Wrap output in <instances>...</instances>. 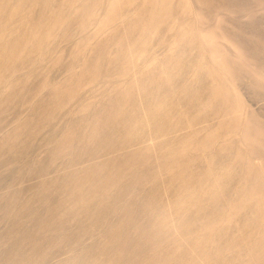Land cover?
Masks as SVG:
<instances>
[{
    "label": "rangeland",
    "instance_id": "obj_1",
    "mask_svg": "<svg viewBox=\"0 0 264 264\" xmlns=\"http://www.w3.org/2000/svg\"><path fill=\"white\" fill-rule=\"evenodd\" d=\"M97 1L0 0V55L6 59L18 57L16 68L5 72L0 82V264H110L123 251L126 256H121L119 264H264V259H251L254 245L264 233V216L263 212L257 215L256 200L236 212L231 209L246 198L242 184L250 166L255 165L264 179V0H184L183 5L181 0H172L176 15L162 23L160 31L144 30L143 23H139L138 30L135 22L152 9L146 0L147 6L141 0H118L115 16L107 10L111 0ZM174 5L182 13L177 14ZM142 6L148 7L149 13L143 9L140 15ZM133 29L144 38H138ZM142 31L155 35L149 39ZM128 32L137 38L132 36L131 42ZM142 38H146L145 46L151 47L145 49V55L140 48ZM204 58L206 63L201 65ZM237 58L234 63L232 60ZM124 60L129 71L126 66L122 69ZM223 61L230 66L224 67ZM231 63L238 67L235 73L229 70ZM207 71L216 78L225 72L224 80H228H223L224 87L229 86L224 90L235 96L239 93L242 103L235 111L236 117L231 113L226 118L225 111L221 112L226 105H217ZM75 85L77 94L52 117L38 123L55 91L67 92ZM146 104H150L148 110ZM234 117L238 120L235 125L231 120ZM221 125L225 127L223 132ZM214 129H219L220 136L208 137L206 142ZM88 133L96 142L89 153L84 151ZM61 144L66 152L53 158ZM181 145H186L184 151L161 156ZM215 155L216 163L212 165L210 159ZM144 158L149 162V178L131 186L129 179L123 181L122 188H115L103 198L100 210L85 188L77 189L71 197L66 192L64 183L70 177L78 180L95 169L103 175L118 171L124 162ZM185 170L191 175L190 181L183 184ZM208 190L211 192L204 194ZM81 196L90 200L79 203ZM179 199L183 200L177 204ZM67 211L72 216L57 229L43 225L51 216L56 219ZM89 213L94 217L90 218ZM210 232L215 236H209V243L206 235ZM147 237L155 239V245L144 248L141 241ZM127 239L121 247L119 241ZM209 244L213 251L219 249L220 255L207 262L201 251ZM134 257L137 263H132Z\"/></svg>",
    "mask_w": 264,
    "mask_h": 264
},
{
    "label": "bare ground",
    "instance_id": "obj_2",
    "mask_svg": "<svg viewBox=\"0 0 264 264\" xmlns=\"http://www.w3.org/2000/svg\"><path fill=\"white\" fill-rule=\"evenodd\" d=\"M70 1V0H69ZM92 2H93V0H91ZM99 1V0H98ZM97 1V2H98ZM110 1V0H109ZM113 3L111 4L110 2H109V4L111 5H109V8L107 9V10H109V9H111V16L112 15H114L115 14V11H117V10H115V8L117 7L118 8V4L117 3H119V2H117L118 0H111ZM123 1V0H122ZM122 1H120V4H121V2ZM126 1H128V2H132L133 1V3H137V1L136 0H126ZM126 1L124 2V3H126ZM141 1H144L143 3L144 4H146V6H147V4L149 3V5L151 4V8L152 9H150L149 8V11H150V14L149 15H142V17L141 18H139L138 20H137V22H135V23H138V26L137 25H135L134 24V26H137L138 27V30H140V27H141V25L139 24V23H143V25H144V30L147 28L148 30H152V31H154V30H159L160 31V29L162 28V26H163V24L162 23H164V22H166L167 23V19H169L170 17L172 18L174 15H176V13L175 14H173L174 13V11H173V5L172 4H174V3H172V0H146L148 3H145V0H141ZM174 1V0H173ZM177 1V0H176ZM175 1V2H176ZM180 1V0H179ZM182 2H179V3H182V5H183V1L184 0H181ZM68 2V1H67ZM72 2V1H71ZM139 2V1H138ZM197 2H198V0H197ZM94 3H96L95 2V0H94ZM187 3V2H186ZM185 3V4H186ZM189 3H190V1H189ZM188 3V4H189ZM41 4V3H40ZM48 4V3H47ZM68 4V3H67ZM130 4V3H129ZM128 4V5H129ZM142 4V3H141ZM117 5V6H116ZM149 5H148V7H149ZM176 5V4H175ZM174 5V9H176V6ZM190 5V4H189ZM189 5H187L188 7H189ZM69 6H70V4H69ZM121 6V5H120ZM145 6V7H146ZM177 6H179V4H177ZM111 7V8H110ZM142 7H144V6H142ZM141 7V8H142ZM142 8V9H140L139 10V13H140V11L141 10H145V13H146V11H147V13H149L148 12V10H146V9H148V7H146V8ZM184 7V6H183ZM186 8V7H185ZM185 8H183V9H185ZM190 8H191V5H190ZM190 8H189V10H190ZM179 9V8H178ZM187 10H188V8H186ZM17 10V9H16ZM119 10V9H118ZM143 10V11H144ZM177 10V9H176ZM182 10V9H181ZM202 10V9H201ZM114 11V13H112ZM142 11V12H143ZM183 11V10H182ZM182 11L180 12L179 10H177L176 12H177V14H178V12H180V13H182ZM186 11V10H185ZM185 11L183 12V15H184V13H185ZM110 13H108L107 12V16H109L110 17ZM117 13V12H116ZM179 13V14H180ZM188 13H190V12H188ZM58 14V13H57ZM109 14V15H108ZM141 14H143V13H140V15ZM186 14V13H185ZM0 15H2V14H0ZM9 15V14H8ZM60 15V14H59ZM139 15V14H138ZM137 15V16H138ZM181 15V14H180ZM115 16V15H114ZM145 16H147V18L145 17ZM149 16V17H148ZM201 16V15H200ZM43 17V16H42ZM61 17V16H60ZM108 17V18H109ZM175 17V16H174ZM176 17H178V16H176ZM8 18V17H7ZM170 18V19H171ZM199 18V17H198ZM61 19H62V17H61ZM135 19V18H134ZM169 19V21H171ZM178 19V18H177ZM196 19H197V17H196ZM200 19V18H199ZM198 19V20H199ZM64 20V19H63ZM105 20V19H104ZM107 20H109V19H107ZM135 20V21H136ZM174 20V19H173ZM179 20V19H178ZM217 20V19H216ZM60 20H56V22L58 23ZM134 21V20H133ZM194 21V20H193ZM197 21V20H196ZM52 22V21H51ZM53 22H55L54 20H53ZM61 22V21H60ZM201 22H202V20H201ZM200 22V23H201ZM104 23H106V22H104ZM107 23H108V21H107ZM65 24V23H64ZM160 24H161V26H160ZM191 24H193V23H191ZM58 25V24H57ZM107 25V24H106ZM129 25H133V23L131 24V22L129 23ZM142 25V26H143ZM190 24L188 23V26H189ZM194 25V24H193ZM192 25V26H193ZM49 26H50V24H49ZM54 26H56V24L54 25ZM160 26V27H159ZM164 26H166V25H164ZM188 26H187V28H188ZM191 26V25H190ZM191 26V27H192ZM199 26V25H198ZM218 26V25H217ZM7 27V26H6ZM136 27V28H137ZM182 27V26H181ZM185 26H183L182 28H184ZM191 27H189V28H191ZM38 28V27H37ZM47 28H48V26H47ZM50 29L52 28V27H49ZM54 28V27H53ZM128 28H129V26H128ZM135 28V29H136ZM141 28V29H142ZM158 28H160V29H158ZM186 28V29H187ZM218 28V27H217ZM132 29V28H131ZM146 29V30H147ZM185 29V28H184ZM184 29H181V30H184ZM185 29V30H186ZM4 30V29H3ZM46 30H49V29H46ZM134 30V29H133ZM179 30H180V28H179ZM181 30H180V32H181ZM184 30V31H185ZM45 31V30H44ZM127 31H128V29H127ZM135 31H136V33H137V30H134V32L133 31H131V32H133V33H135ZM141 31V30H140ZM191 31H193V30H191ZM190 31V34H192V32ZM194 31H195V29H194ZM49 32V31H48ZM131 32H128L129 34L131 33ZM143 32V31H142ZM142 32H140V33H142ZM146 32V31H145ZM145 32H143V33H145ZM151 32V31H150ZM150 32H146L147 34L148 33H150ZM183 32V31H182ZM207 32V31H206ZM50 33H52V30H51V32ZM152 33V32H151ZM150 33V34H151ZM195 33V36H196V32H194ZM127 34V33H126ZM138 34H139V31H138V33H137V37L138 38H141V37H143V34L139 37L138 36ZM180 34V33H179ZM184 34H186V31H185V33ZM189 34V35H190ZM219 34H220V32H219ZM52 34H48V36L47 37H49V36H51ZM140 35V34H139ZM145 36H146V34H144ZM155 34L153 33L152 35H150V36H154ZM183 35V34H182ZM182 35H180V36H182ZM187 36H188V33L186 34ZM197 35H199V34H197ZM207 35V34H206ZM37 36V35H36ZM132 36H135V34H130V40H131V42L132 41H134V40H132V39H134V38H137L136 36L134 37V38H131ZM150 36H149V34H148V38L149 39H151L150 38ZM179 36V35H178ZM186 36V37H187ZM192 38H193V36L192 35H190ZM194 36V37H195ZM208 37H210V36H212L211 34H209V35H207ZM206 36V37H207ZM217 36V35H216ZM224 36V35H223ZM47 37H45V38H47ZM124 37H126V35H124ZM147 37V36H146ZM183 37V36H182ZM181 37V38H182ZM189 37V36H188ZM197 37V36H196ZM202 37H204V36H202ZM207 37V38H208ZM228 37V36H227ZM51 38V37H50ZM122 39L121 40H124L123 39V37H121ZM144 38V37H143ZM142 38V40H143V42H144V40L146 39H143ZM147 38V39H148ZM180 38V37H179ZM205 38V37H204ZM222 38V37H221ZM48 39V38H47ZM126 39H128V37L126 38ZM125 39V40H126ZM187 39H189V38H187ZM191 39V38H190ZM120 40V42H121V44H122V42L123 41H121ZM141 39H137V42L138 41H140ZM181 41H182V39H180ZM179 40V41H180ZM196 40V39H195ZM202 40H204V39H202ZM210 40V39H209ZM149 41H152V40H149ZM178 41V42H179ZM187 41V40H186ZM119 42V41H118ZM142 42V41H141ZM191 42H192V40H191ZM223 42V41H222ZM232 42V41H231ZM147 43V42H146ZM184 43V42H183ZM233 43V42H232ZM37 44H38V42H37ZM36 44V45H37ZM116 44H117V40H116ZM133 44V43H132ZM150 44V43H149ZM179 44H180V42H179ZM192 44H194V43H192ZM196 44V43H195ZM143 45V46H142ZM230 45V44H229ZM41 46V45H40ZM187 46V45H186ZM142 47V49H141V51H143V55H145L144 54V51H145V49H148L149 50V48H151V47H147V45L145 46V42H144V44H141V46H140V48ZM231 47V46H230ZM235 47V46H234ZM135 48V47H134ZM178 48V47H177ZM210 48V47H209ZM232 48V47H231ZM6 49V48H5ZM34 49V48H33ZM132 49H133V47H132ZM184 49H186V47L184 48ZM137 50H139V48L137 49ZM137 50H135V51H137ZM205 50V49H204ZM208 50V49H207ZM239 50V49H238ZM240 50H241V48H240ZM132 51V50H131ZM140 51V50H139ZM140 51V52H141ZM185 51V50H184ZM129 52V51H128ZM133 52H134V50H133ZM138 52V51H137ZM182 52V51H181ZM227 52V51H226ZM229 52V51H228ZM195 53V52H194ZM213 53V52H212ZM134 54V53H133ZM138 54V53H137ZM179 54V53H178ZM184 54V53H183ZM182 54V55H183ZM185 54H186V52H185ZM214 54V53H213ZM223 54V53H222ZM139 55V54H138ZM137 55V56H138ZM142 55V52H141V54H140V56ZM142 55V56H143ZM201 55V54H200ZM232 55V54H231ZM231 55H230V57H231ZM246 55V54H245ZM175 56V55H174ZM203 56V55H202ZM201 56V57H202ZM206 56V55H205ZM212 56V55H211ZM226 56V55H225ZM180 57H182V56H180ZM214 57V56H213ZM212 57V58H213ZM226 57H228V56H226ZM233 58H234V56H232ZM231 57V58H232ZM242 57V56H241ZM6 58H7V56H6ZM5 57H4V54L3 55H0V82L2 81V79H3V76H4V74H5V72L7 73V71H10V70H12L13 68H16L15 66H16V63L18 62V57H14L13 59H6ZM28 58V57H27ZM229 58V57H228ZM177 59H179V58H177ZM181 59V58H180ZM202 59V58H201ZM208 59V58H207ZM169 60V59H168ZM168 60H166V61H168ZM174 60V59H173ZM176 60V59H175ZM174 60V61H175ZM204 60V62L201 64V65H204L206 62H205V58L203 59ZM226 60V59H225ZM224 60V61H225ZM232 60V59H231ZM234 60H238V58L237 59H233L232 61H234ZM126 60H124L123 61V63L125 62ZM165 61V62H166ZM170 61H171V59H170ZM169 61V62H170ZM214 61V60H213ZM212 61V62H213ZM223 61V63L226 65H224V67H229L230 66V63H228L229 64V66H227V63L226 62H224ZM129 62V61H128ZM131 62V61H130ZM168 62V63H169ZM180 62V61H179ZM186 62V61H185ZM198 62V61H197ZM222 62V61H221ZM173 63V62H172ZM182 63V65H181V70H182V67H183V65L185 64L184 63V60L181 62ZM184 63V64H183ZM191 63V62H190ZM234 63H235V61H234ZM241 63V62H240ZM243 63H245V62H243ZM128 64V63H127ZM127 64H125L124 63V65L122 64V66H123V68L122 69H125L126 67H127ZM132 64V63H131ZM130 63H129V65L128 66H130L131 65ZM166 64H167V62H166ZM166 64H164V65H166ZM171 64V63H170ZM233 63H231V65H232ZM188 65V64H187ZM186 65V66H187ZM200 64H199V66H201ZM208 65V64H207ZM222 65V66H223ZM235 65V64H234ZM237 65V64H236ZM240 65V64H239ZM90 66V65H89ZM88 66V67H89ZM96 66V65H95ZM124 66H126L125 68H124ZM176 66V65H175ZM198 66V67H199ZM213 66V65H212ZM241 66H243V64L241 65ZM246 66V65H245ZM248 66V65H247ZM121 67V66H120ZM164 67V66H163ZM167 67V66H166ZM171 67H173V66H170V69H171ZM190 67V66H189ZM188 67V68H189ZM207 67V66H206ZM233 65L229 68V70L231 69L232 70V72L233 73H235L233 70H236V69H238V67H234L235 69H233ZM244 67V66H243ZM176 68V67H175ZM178 68V67H177ZM186 68V67H185ZM204 68V67H203ZM210 68H212V67H210ZM217 68V67H216ZM121 69V70H122ZM173 69V68H172ZM250 69V68H249ZM248 69V70H249ZM91 70H92V68H91ZM90 70V71H91ZM99 70V69H98ZM173 70H175V69H173ZM179 70V69H178ZM187 70V69H186ZM211 70V69H210ZM216 69H213V71H215ZM220 70V69H219ZM223 70V69H222ZM228 70V71H229ZM230 70V71H231ZM124 71V70H123ZM127 71H129V68L127 67ZM166 70H164L163 72H162V74L165 72ZM169 71V70H168ZM212 71V70H211ZM226 71V70H225ZM242 71V70H241ZM245 71V70H244ZM250 71V70H249ZM185 72V71H184ZM208 72V76H209V78H210V83L212 82V84H213V91H211V93L212 94H214V97L215 98H217V101H218V103L219 104H217V105H220L221 106V104H223L224 106L226 105V107L225 108H227V109H225L224 108V106L222 105V107L224 108L223 110H221L220 108V106H218V107H220L219 108V110H221V112L223 113V111H225V113H224V115L226 116H229V114L231 115V113H233V114H235V111H237L238 110V108H239V105H240V103H242V101L240 102L239 101V99L241 98L238 94H237V92H236V94H237V96H239V97H237V96H235V95H233L232 93H230V91L229 92H226V90H224L225 88H227L228 86H226V87H224V84L225 83H223V80H224V77H223V75H224V73L225 72H221V74H223V75H221L220 77L218 76L217 78H216V76H215V74L213 75V73L212 72H210V71H207ZM238 72V71H237ZM237 72H236V74H237ZM243 72V71H242ZM90 73H92V72H89V74ZM97 73V72H96ZM124 73H125V71H124ZM168 73V72H167ZM177 73H179L180 74V72H178L177 71ZM218 73H220V71H218ZM226 73H228V72H226ZM239 73V72H238ZM254 73V72H253ZM127 74V73H126ZM178 74V75H179ZM201 74V73H200ZM241 74V73H240ZM244 74H246V73H244ZM256 74H258L257 72H256ZM98 75L100 76V73H98ZM122 75H123V72H122ZM125 75V74H124ZM163 75H165V73L163 74ZM177 75V76H178ZM181 75V74H180ZM88 76V75H87ZM90 76V75H89ZM88 76V77H89ZM92 76H94L95 77V75H92ZM99 76H97L98 78H99ZM174 76V75H173ZM226 76V75H225ZM228 76V75H227ZM226 76V77H227ZM254 76V75H253ZM146 77V76H145ZM160 77H162V75H160ZM159 77V78H160ZM170 77V76H169ZM174 77H176V76H174ZM246 77V76H245ZM257 77V76H256ZM172 78V77H171ZM257 78H259V77H257ZM79 80H80V78H78ZM94 78L92 77V82L94 81L93 80ZM164 79V78H163ZM167 79V77L165 78V80ZM175 79H177V77L175 78ZM174 79V80H175ZM198 79V78H197ZM75 80V79H74ZM147 80H148V78H147ZM156 80V79H155ZM155 80H154V82H155ZM208 80V79H207ZM226 80H228V78H226ZM226 80H224V82L226 81ZM168 81V80H167ZM166 81V82H167ZM176 81V80H175ZM175 81H173L174 83H175ZM197 81V80H196ZM75 81H73V83H74ZM157 82L159 83V79L157 80ZM161 82V81H160ZM228 82H230V79H229V81ZM82 83V82H81ZM164 83V82H163ZM232 83V82H231ZM157 84V83H156ZM173 83H171V85H172ZM233 84V83H232ZM76 85H77V82H76ZM76 85H75V88L73 87L72 89H70L69 91H63V90H57V91H55V93H54V99H53V101H52V103L51 104H49V107L47 108V112H46V114H44L45 116H44V118H41V121H39L38 122V120H37V122L38 123H41L42 124V122H44L47 118H50V117H52V113L55 111V110H58V109H60V108H62L64 105H66V103L71 99V98H73L76 94H77V91H78V86L76 87ZM174 85V84H173ZM177 85V84H176ZM206 85V84H205ZM74 86V85H73ZM81 86V85H80ZM151 86V85H150ZM168 86V85H167ZM146 87V86H145ZM172 87V86H171ZM193 87V86H192ZM64 88V87H63ZM68 88H70V87H68ZM142 88H144V87H142ZM146 89V88H145ZM157 89H158V87H157ZM163 89H164V87H163ZM172 89V88H171ZM192 89V88H191ZM147 90V89H146ZM180 90H181V88H180ZM185 90V89H184ZM210 90V89H209ZM227 90H230V88H228ZM126 91V90H125ZM124 91V92H125ZM155 91H157L156 90V88H155ZM164 91H166V90H164ZM172 91H173V89H172ZM171 91V92H172ZM178 91V90H177ZM237 91V90H236ZM160 92V91H159ZM188 92V91H187ZM187 92H185V93H187ZM197 92V91H196ZM131 93V92H130ZM147 93V92H146ZM148 93H149V91H148ZM174 92H172V94H173ZM179 93V92H178ZM191 93V92H190ZM190 93L188 92L187 93V96H188V94H189V96L191 97V95H190ZM153 94H154V92H153ZM152 94V95H153ZM171 93H168V95H170ZM195 94V93H194ZM156 95V94H155ZM167 95V96H168ZM140 96V95H139ZM147 96V95H146ZM167 96L165 97V99L167 98ZM178 96V95H177ZM200 96V95H199ZM212 96V95H211ZM145 97V96H144ZM154 95L151 97V98H153L154 99ZM189 97V98H190ZM194 97V96H193ZM178 98V97H177ZM186 98V97H185ZM165 99H163V100H165ZM119 100V99H118ZM148 100V99H147ZM146 100V101H147ZM183 101H184V99H182ZM188 100V99H187ZM191 100H193V98L191 99ZM195 100V99H194ZM241 100V99H240ZM152 101V100H151ZM162 101V100H161ZM176 101V98L174 99V101L172 100V102H175ZM178 101V100H177ZM196 101V100H195ZM211 101H212V99H211ZM157 102V101H156ZM167 102V101H166ZM206 102V101H205ZM125 103V102H124ZM148 103V102H147ZM212 103V102H211ZM133 104V103H132ZM152 104H153V102H152ZM170 104H172L171 102H170ZM201 104V103H200ZM214 104V103H213ZM117 105V104H116ZM115 105V106H116ZM120 105H122V104H120ZM147 105V110L149 109L148 108V106H150V104H146ZM175 105V104H174ZM178 105V104H177ZM195 105V104H194ZM202 105V104H201ZM204 105V104H203ZM209 105V104H208ZM212 105V104H211ZM215 105V104H214ZM235 105V106H234ZM242 105V104H241ZM114 106V107H115ZM172 106V105H171ZM236 106H238L237 107V109H235L236 108ZM128 107V106H127ZM209 107V106H208ZM217 107V108H218ZM112 108V107H111ZM123 108V107H122ZM194 108H195V106H194ZM118 109V108H117ZM152 109V108H151ZM150 109V110H151ZM162 109V108H161ZM179 109V108H178ZM82 110V109H81ZM120 110V109H119ZM129 110V109H128ZM147 110H146V112H147ZM149 110V111H150ZM183 110V109H182ZM181 110V111H182ZM203 110V109H202ZM212 110V109H211ZM45 111V110H44ZM125 111V110H124ZM131 112V111H130ZM129 112V113H130ZM211 112V111H210ZM214 112H218V110H215ZM113 113V112H112ZM120 113V112H119ZM238 113H239V111H238ZM125 114H127V113H125ZM200 114V113H199ZM211 114V113H210ZM219 114L221 115V113L219 112ZM239 114H241V113H239ZM113 115H114V113H113ZM165 115V114H164ZM214 115V114H213ZM217 115V114H216ZM215 115V116H216ZM125 116V115H124ZM187 116V115H186ZM218 116V115H217ZM225 116L223 117V115H222V117L223 118H225ZM226 116V118H228ZM233 116H235L236 117V114L235 115H233ZM98 117V116H97ZM203 117H204V115H203ZM234 117V119H232L231 118V120H232V122L234 121V124L233 125H235L236 123H235V121H238L236 118ZM239 117V116H238ZM237 117V118H238ZM240 117H241V115H240ZM114 118V117H113ZM152 118V117H151ZM182 118V117H181ZM180 118V119H181ZM97 119H99V118H97ZM149 119V118H148ZM184 119V118H183ZM186 119V118H185ZM222 119V118H221ZM252 119V118H251ZM250 119V120H251ZM168 120H170V119H168ZM95 121V120H94ZM101 120H99L98 121V123L100 122ZM123 121V120H122ZM223 121V120H222ZM252 121H254V120H252ZM36 122V123H37ZM113 122V121H112ZM146 122H148V121H146ZM168 122V121H167ZM229 122V121H228ZM231 122V123H232ZM35 123V124H36ZM135 123V122H134ZM138 123V122H137ZM160 123V122H159ZM239 123V122H238ZM130 124H132V122L130 123ZM139 124V123H138ZM142 124V123H141ZM169 124V123H168ZM225 124H226V122L224 123L223 122V125L225 126ZM229 124H230V122H229ZM103 125V124H102ZM134 125V124H133ZM144 125V124H143ZM249 125V124H248ZM87 126V125H86ZM90 126H91V124H90ZM99 127H100V124L98 125ZM139 126H141V125H139ZM226 126H228L227 124H226ZM225 126V127H226ZM229 126H231V128H232V125H229ZM98 127V128H99ZM113 127V126H112ZM137 127V126H136ZM170 127V126H169ZM224 127V128H225ZM239 127H240V124H239ZM248 126H246L244 129L246 130V132L245 133H247V130H248V128H247ZM96 128V127H95ZM97 128V129H98ZM106 128V127H105ZM117 128V127H116ZM125 128V127H124ZM127 128H129V127H127ZM130 128H132V127H130ZM223 127H222V125H221V131L223 132V130L222 129H224ZM233 128H236V127H233ZM126 129V128H125ZM138 129V128H137ZM220 129V128H219ZM219 129H214V130H216L215 131V133H212L210 136L209 135H207L206 137H207V139L205 140L206 142H207V140H208V137L209 138H211V139H213L212 137L215 135H217L218 136V133H219V136H220V133L221 132H219L218 130ZM226 129H228V128H226ZM225 129V130H226ZM253 129V128H252ZM103 130V129H102ZM106 131H107V129H105ZM112 130H114V128L112 129ZM117 130V129H116ZM115 130V131H116ZM124 130V129H123ZM136 130V129H135ZM135 130H133V131H135ZM213 130V131H214ZM225 130H224V133H225ZM229 130V129H228ZM228 130H227V132H228ZM89 131V130H88ZM93 133H94V128H93ZM98 131H100V130H98ZM131 131V130H130ZM159 131V130H158ZM218 131V132H217ZM235 131V130H234ZM77 132V131H76ZM112 132V131H111ZM125 132V131H124ZM129 132V131H128ZM91 133V132H90ZM96 133V132H95ZM100 133V132H99ZM99 133H98V135H99ZM108 133V132H107ZM132 133H134V132H132ZM131 133V134H132ZM217 133V134H216ZM233 133V132H232ZM110 134H113V133H110ZM223 134V133H222ZM221 134V135H222ZM226 134V133H225ZM225 134L224 135H222L223 137L225 136ZM227 134H229V133H227ZM248 134V133H247ZM246 134V135H247ZM91 135V134H90ZM96 135V134H95ZM88 136V137H87ZM85 138V150L84 151H87V150H89L88 151V153L90 152V150H92V149H94V147H95V144H96V142H95V140H94V142H95V144H94V142L92 141V139H90L89 137V133H88V135H87ZM93 136V135H92ZM108 136V135H107ZM106 136V137H107ZM112 136V135H111ZM114 136V135H113ZM128 136H132V135H128ZM135 136V135H134ZM196 136V135H195ZM221 136V137H222ZM252 136V135H251ZM105 137V136H104ZM105 137V138H106ZM120 137V136H119ZM192 137H194V136H192ZM205 137V138H206ZM68 138V137H67ZM129 138V137H128ZM131 138V137H130ZM215 138V137H214ZM94 139V138H93ZM97 139V138H96ZM104 139V138H103ZM102 139V140H103ZM115 139V138H114ZM189 139V138H188ZM262 139V138H261ZM72 140V139H71ZM124 140V139H123ZM210 140V139H209ZM217 140V139H216ZM65 141H66V139H65ZM114 141V140H113ZM116 141V140H115ZM204 141V140H203ZM70 142V141H69ZM121 142L123 143V141L121 140ZM168 142V141H167ZM184 142H186V141H184ZM190 142H192V140L190 141ZM189 142V143H190ZM206 142L203 144L205 147H207L205 144H206ZM212 141L210 140V142H208L209 143V146L212 144L211 143ZM7 143V142H6ZM14 143V142H13ZM64 143V142H63ZM99 143H100V141H99ZM129 143V142H128ZM211 143V144H210ZM72 144V143H71ZM110 144V143H109ZM167 144V143H166ZM183 144V143H182ZM2 145V144H1ZM98 145V144H97ZM189 145V144H188ZM108 146V145H107ZM109 146H111V145H109ZM199 146V148H201V146L200 145H198ZM208 146V147H209ZM2 147V146H1ZM98 147V146H97ZM103 147H105V146H103ZM161 147H162V144H161ZM205 147H202V148H204L205 149ZM159 148V147H158ZM176 148V147H175ZM185 148H186V145H181V146H179L177 149H172L171 151H169L168 153H163V155H161L162 157H166L167 155H169L170 154V157H171V155L173 156V154H175V151H179V152H181V151H184L185 150ZM98 149H100V148H98ZM101 150V149H100ZM157 150V149H156ZM206 150H207V148H206ZM96 151V150H95ZM66 152V148H65V146L64 145H62L61 144V146H60V148L53 154V158H55V157H58V156H61V155H63L64 153ZM153 152V151H152ZM166 152V151H165ZM84 153V152H83ZM243 154V153H242ZM131 155V154H130ZM129 155V156H130ZM217 155V154H216ZM216 155L215 156H213L211 159H210V161H211V164L213 163H216ZM240 155V154H239ZM177 156V155H176ZM238 156V155H237ZM244 156V155H243ZM133 157V156H132ZM142 157V156H141ZM152 157V156H151ZM240 157V156H239ZM96 158V157H95ZM129 158V157H128ZM139 158V157H138ZM160 158V157H159ZM169 158V157H168ZM210 158V157H209ZM238 158V157H237ZM126 159H127V157H126ZM145 159V158H144ZM151 159V158H150ZM153 159V158H152ZM167 159V158H166ZM130 160V159H129ZM164 160V159H163ZM126 161V160H125ZM169 161V160H168ZM180 161V160H179ZM219 161V160H218ZM121 162V161H120ZM127 162V161H126ZM116 163V162H115ZM128 163V162H127ZM132 163V162H131ZM126 164L125 162H124V164H122L123 165V167H121V169H118V171L116 172V171H111L110 173H107V171H106V174H103V175H100V174H102V173H100V170L99 169H95V170H91V171H88L87 173H86V175L84 176V177H79V178H81V179H79L78 178V180H75L74 178L73 179H70V178H68V180L67 181H65V183H64V186H65V189H66V192H67V194H68V196L69 197H71L72 196V194L74 193V192H76L77 191V189H79V188H85V191L90 195H92L93 197H94V200H96L97 201V207H98V209L100 210V209H102V207H103V198L105 197H107V196H109L110 195V193L115 189V188H122L121 187V185H122V183H123V181H125V180H127V179H129L130 180V182H132V184L130 183V185L128 184V186H131V185H139V184H141L142 182L144 183V181H146L148 178H149V176L151 175V172H150V169H149V162H147V160L145 159V160H141V161H137V162H135V163H132V164ZM162 163V162H161ZM219 163H221V162H219ZM212 164V165H213ZM104 165V164H103ZM116 165V164H115ZM114 165V166H115ZM215 165V164H214ZM150 166H151V164H150ZM179 166H181V165H179ZM253 166H255V165H253ZM253 166H250L249 168L250 169H248L249 170V172H246V173H248V176H247V178L245 179V180H243L244 182H243V186H242V190L244 191V193H245V199L243 198V201H241V202H239V203H237V204H233V206H231L232 208L231 209H234V211L235 210H237V209H241V208H243L248 202H250L251 200H256V211H257V215H260V213L261 212H263L264 213V179H263V177H262V175H261V172L259 173V171L257 170V167L256 168H254ZM178 167V166H177ZM103 168V167H102ZM111 168H113V167H111ZM117 168V167H116ZM181 168V167H180ZM182 168H184V167H182ZM213 168V167H212ZM211 168V169H212ZM187 169V168H186ZM216 169V168H215ZM231 169V168H230ZM110 170V169H109ZM113 170V169H112ZM104 171V170H103ZM182 171H184V169H182ZM181 171V172H182ZM186 171V173L188 174H186L185 176H187V177H185V178H183L182 179V182H183V184L184 183H186V182H189L190 181V175H189V171L188 170H185ZM214 172V171H213ZM105 173V172H104ZM182 173H185V172H182ZM211 173L212 172H210V173H208V177L209 176H211ZM94 176H95V178H94ZM183 176H184V174H183ZM196 177V176H195ZM198 177V176H197ZM194 178V175L192 176V178L191 179H193ZM220 178V177H219ZM67 178H65V180H66ZM218 183V182H217ZM190 185V184H189ZM185 186V188L187 187L188 188V185L186 186V184L184 185ZM61 187V186H60ZM125 187V186H124ZM64 188V187H63ZM206 188H207V186H206ZM127 189H129V188H127ZM203 189V188H202ZM221 189V188H220ZM220 189H219V192H220ZM121 190H123V189H121ZM185 190V189H184ZM187 190H189V188L187 189ZM187 190H185L186 192H187ZM84 191V192H85ZM124 191V190H123ZM122 191V192H123ZM126 191V190H125ZM190 191L191 190H189L188 192L190 193ZM215 191V189L214 190H212V192H214ZM221 191H222V189H221ZM121 191L119 192V193H122ZM211 191L210 190H208V191H205L204 192V194H209ZM225 193V192H224ZM81 194V193H80ZM85 194V193H84ZM77 196H78V194H77ZM83 196V195H82ZM81 196V197H82ZM121 196V195H120ZM225 196V195H224ZM91 197V196H90ZM208 197V196H207ZM216 197V196H215ZM222 197V196H221ZM87 199H88V197H82L81 199H80V202L79 203H85V202H87ZM88 200H90V199H88ZM93 200V199H92ZM151 200V199H150ZM152 200H153V198H152ZM182 200L183 199H179L178 201H177V204L178 203H181L182 202ZM242 200V199H241ZM72 201V200H71ZM95 201V202H96ZM189 201V200H188ZM89 203H90V201H88ZM152 202V201H151ZM204 202H205V200H204ZM62 203V202H61ZM66 203V202H65ZM94 203V202H93ZM194 203V202H193ZM59 204V203H58ZM198 204V203H197ZM213 204V203H212ZM227 204V203H226ZM82 205V204H81ZM147 205V204H146ZM230 205V204H229ZM232 205V204H231ZM95 206V205H94ZM149 206H150V204H149ZM56 207V206H55ZM66 207H68V206H66ZM51 208V207H50ZM107 208V207H106ZM211 208V207H210ZM53 209H55L54 207H53ZM103 209H105V208H103ZM230 209V210H231ZM65 210V209H64ZM67 210V209H66ZM66 210H65V212H66ZM106 210V209H105ZM246 210V209H245ZM248 210V209H247ZM51 211V210H50ZM228 211V210H227ZM227 211H226V214H229V212L227 213ZM104 212V211H103ZM213 212V211H212ZM231 212V211H230ZM236 212V211H235ZM48 213H50V212H48ZM58 213H60V212H58ZM215 213V212H214ZM261 214V215H263L264 216V214ZM98 214V213H97ZM102 214V212L100 211V213H99V215L97 216L98 217V219H99V217H100V215ZM104 214V213H103ZM225 214V213H224ZM33 215V214H32ZM59 215V214H58ZM233 215V214H232ZM48 216V215H47ZM72 216V213H71V211H67V213H64L61 217H57L56 219L55 218H52L53 216H51L46 222H45V224H43V221H42V224L44 225V226H46V227H49V228H51V229H57L58 228V226H60L61 224H63V222H65L66 220H68V218L69 217H71ZM229 216H230V214H229ZM89 217L90 218H93L94 217V214H90L89 213ZM104 217V216H103ZM259 217V216H258ZM230 218L231 217H229V220H230ZM256 218H257V216H256ZM43 220H45V219H43ZM128 220V219H127ZM235 220V219H234ZM253 221V220H252ZM251 221V222H252ZM95 222V221H94ZM98 222H100V221H98ZM95 223H97V221L95 222ZM127 223V222H126ZM98 224V223H97ZM251 225V224H250ZM211 226H213V225H210V227ZM253 229V228H252ZM84 230V229H83ZM221 230V229H220ZM255 230H256V228H255ZM114 231V230H113ZM227 231V230H226ZM113 233V232H112ZM215 234V233H214ZM213 234V232H210L208 235H206V240L210 243V240H209V238L210 237H212V238H214V235ZM219 234V233H218ZM115 236V235H114ZM113 236V234H112V237H114ZM210 236V237H209ZM110 237V236H109ZM32 238V237H31ZM115 238H116V236H115ZM152 238V237H151ZM151 238H149V237H147L146 238V240L145 241H141V244H142V246L144 247V248H146V247H151L152 246V244H154L155 245V239H151ZM154 238V237H153ZM111 239H114V238H111ZM205 240V241H206ZM258 240V239H257ZM115 241V240H114ZM127 241H128V239L127 240H121V241H119V243H121V247H122V245L124 244V245H126V243H127ZM212 241H214V239L212 240ZM211 241V242H212ZM221 242V241H220ZM257 242V241H256ZM215 243V242H214ZM219 243V242H218ZM140 244V245H141ZM206 244V243H205ZM213 244V243H212ZM212 245L211 244H209V245H205V247L204 248H202V251H201V253L204 255V257H205V259H207L206 261L207 262H209V261H213L214 259H216L217 258V256L219 257V255H220V251H219V249H217L216 248V250H214L213 251V247H211ZM255 246V248H254V250L252 251V258L251 259H253L254 261H259V260H261V259H264V233L261 235V237L259 238V240H258V242L256 243V245H254ZM141 247V246H140ZM127 248H128V245H127ZM127 248H126V250H127ZM121 249V248H120ZM120 249H119V251H120ZM123 249H125V247H123L122 248V250ZM129 249V248H128ZM123 253H124V251H123ZM123 253H120L117 257H116V255H115V257L116 258H113V260L110 262V264H119V261H120V258H121V256L122 255H124ZM125 254H126V251H125ZM16 255H18L17 253H16ZM124 256H126V255H124ZM16 257V256H15ZM123 257V256H122ZM11 259V258H10ZM12 260H14V259H12ZM111 260V259H110ZM247 261V260H246ZM262 261V260H261ZM138 261H137V257H134L133 258V260H132V263H137ZM140 262V261H139ZM247 263H248V261H247ZM261 263V262H260ZM138 264V263H137Z\"/></svg>",
    "mask_w": 264,
    "mask_h": 264
}]
</instances>
